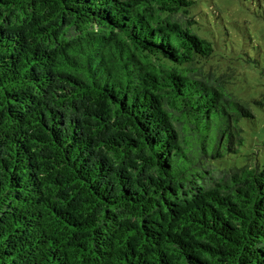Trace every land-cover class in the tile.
Returning <instances> with one entry per match:
<instances>
[{
	"label": "trees",
	"instance_id": "1",
	"mask_svg": "<svg viewBox=\"0 0 264 264\" xmlns=\"http://www.w3.org/2000/svg\"><path fill=\"white\" fill-rule=\"evenodd\" d=\"M193 5L0 0V264H264V167L215 166L255 115Z\"/></svg>",
	"mask_w": 264,
	"mask_h": 264
},
{
	"label": "rangeland",
	"instance_id": "2",
	"mask_svg": "<svg viewBox=\"0 0 264 264\" xmlns=\"http://www.w3.org/2000/svg\"><path fill=\"white\" fill-rule=\"evenodd\" d=\"M190 16L214 47L210 65L228 76L226 93L250 106L255 119L238 126L244 143L218 160L217 171L264 167V0H192ZM212 63V64H211Z\"/></svg>",
	"mask_w": 264,
	"mask_h": 264
}]
</instances>
